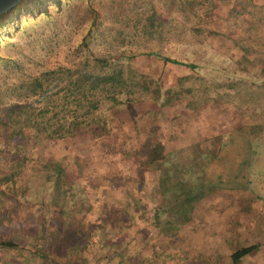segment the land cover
<instances>
[{
  "label": "rangeland",
  "instance_id": "1",
  "mask_svg": "<svg viewBox=\"0 0 264 264\" xmlns=\"http://www.w3.org/2000/svg\"><path fill=\"white\" fill-rule=\"evenodd\" d=\"M90 4L99 11L91 26ZM0 58L5 107L26 104L20 79L58 65L122 68L134 83L157 84L166 103L132 83L135 113L110 112L122 142L110 156L91 131L42 141L9 135L17 123L3 121L0 241L17 246H0V264H264V0H60L1 28ZM149 128L150 155L138 157L131 150ZM141 163L144 183L132 189ZM164 178L213 188L191 211L174 209L160 197Z\"/></svg>",
  "mask_w": 264,
  "mask_h": 264
},
{
  "label": "trees",
  "instance_id": "2",
  "mask_svg": "<svg viewBox=\"0 0 264 264\" xmlns=\"http://www.w3.org/2000/svg\"><path fill=\"white\" fill-rule=\"evenodd\" d=\"M48 4L59 8L60 0H20L12 9L0 14V29L11 23L17 13L22 12L33 15L34 12H39L48 14ZM89 7L92 12L89 22V26H91L95 23L99 11L93 8L91 4ZM112 13L118 15L120 14V9H114ZM146 21L148 28L152 30L155 25L153 12L146 18ZM146 53L157 55L152 51H147ZM132 56L133 54L126 57ZM161 58L171 63L184 64V62L174 58L166 56H161ZM95 60L100 70L105 65H109L104 58ZM12 65H14V62H12ZM130 79L129 75L123 73L122 68H116L115 66L101 72L60 65L40 70L38 74L25 77L17 82V87L20 88L19 95L24 98V102L26 101L23 108L22 106L5 107L3 105L2 90L0 89V126L4 125L3 121H14L17 123V130L10 128L9 135L14 133L23 137L29 131L31 136L35 137V139L40 136L39 139L42 141L64 140L91 131L94 142L102 149L105 156H110L111 153L115 152V149H118L119 146L121 147L118 144L122 143L118 142L120 136L116 135V130L120 127L111 126L109 123V119L113 121L110 112L114 108L115 110L124 109L129 116L135 113L133 106L139 101L132 96H128L131 94L128 89L132 83L139 85L145 90L148 93L147 98L156 101L160 107L166 104L165 101L160 100L161 94L157 84L150 88L145 78L135 80V83ZM53 88L56 92L49 93L51 92L50 89ZM103 99L109 102V106L104 110L100 109ZM34 103H39L40 106L34 107ZM119 125H121V121ZM151 139L152 131L149 128V134L146 135L143 145L140 148H133L131 153H135L138 157L149 156ZM163 155L159 158V162L156 161L160 168H163ZM143 166V163H141L136 169V174L134 175L136 176V183L132 189L136 186L142 188L145 176V172L142 169ZM61 172L62 167L57 163L55 167L56 175L53 179V191L55 193L61 183ZM163 181L166 183L160 192V197L163 198L168 195L169 205L173 206L174 209L187 207L188 211H191L193 205L213 188V185H206L202 182L196 183V186L191 185L183 179L171 181L169 178H164ZM163 206L165 204L162 203ZM53 208L56 209L57 206L54 205ZM162 209L161 205L153 207V214L158 215ZM59 210L55 211L59 212ZM31 229L35 231L33 225ZM0 246L15 247L17 245L15 242L8 240L0 241ZM256 248L255 244L238 247L231 252L229 258L233 263H237L240 258L255 251ZM34 251H32L33 254ZM68 263L71 264L72 262L68 261Z\"/></svg>",
  "mask_w": 264,
  "mask_h": 264
},
{
  "label": "water",
  "instance_id": "3",
  "mask_svg": "<svg viewBox=\"0 0 264 264\" xmlns=\"http://www.w3.org/2000/svg\"><path fill=\"white\" fill-rule=\"evenodd\" d=\"M20 0H0V14L12 9Z\"/></svg>",
  "mask_w": 264,
  "mask_h": 264
}]
</instances>
